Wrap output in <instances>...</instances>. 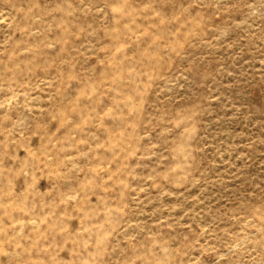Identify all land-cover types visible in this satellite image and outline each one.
I'll list each match as a JSON object with an SVG mask.
<instances>
[{"label": "rangeland", "instance_id": "374dc122", "mask_svg": "<svg viewBox=\"0 0 264 264\" xmlns=\"http://www.w3.org/2000/svg\"><path fill=\"white\" fill-rule=\"evenodd\" d=\"M0 264H264V0H0Z\"/></svg>", "mask_w": 264, "mask_h": 264}]
</instances>
